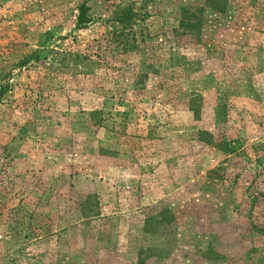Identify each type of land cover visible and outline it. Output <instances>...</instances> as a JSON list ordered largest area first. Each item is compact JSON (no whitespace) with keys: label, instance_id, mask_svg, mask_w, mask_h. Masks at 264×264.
I'll return each instance as SVG.
<instances>
[{"label":"rangeland","instance_id":"rangeland-1","mask_svg":"<svg viewBox=\"0 0 264 264\" xmlns=\"http://www.w3.org/2000/svg\"><path fill=\"white\" fill-rule=\"evenodd\" d=\"M2 85L0 264H264V0H0Z\"/></svg>","mask_w":264,"mask_h":264},{"label":"trees","instance_id":"trees-1","mask_svg":"<svg viewBox=\"0 0 264 264\" xmlns=\"http://www.w3.org/2000/svg\"><path fill=\"white\" fill-rule=\"evenodd\" d=\"M88 11H89V8L85 5V2L80 4L77 7V16H76L77 25H82V24L87 23V18L85 16H86V13ZM111 13H112L111 19L116 24L125 25V24H129L130 22L133 21V18H134L133 13H135V12L133 10V6L131 4H128L127 6H125L123 8L115 7ZM182 23L183 22L180 21V25H182ZM22 63H24V61ZM5 90H6L5 85L0 86V97L3 96ZM199 134H200V136H202V140H205V142H207L209 144H213L215 147L219 148L220 151H222L223 153H226V154L236 152V150H237L236 145H239L237 142H227L224 140L214 141L212 139V137L206 133H199ZM257 159H258V157H257ZM262 169H264V163L262 165ZM149 221L150 220H148L146 218L143 222V231L144 232H148V230H151Z\"/></svg>","mask_w":264,"mask_h":264}]
</instances>
